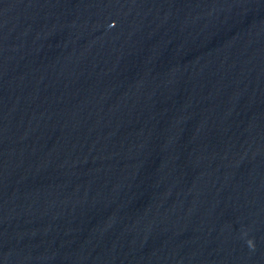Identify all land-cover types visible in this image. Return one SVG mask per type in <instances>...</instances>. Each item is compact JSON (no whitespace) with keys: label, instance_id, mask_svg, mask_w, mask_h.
<instances>
[{"label":"water","instance_id":"95a60500","mask_svg":"<svg viewBox=\"0 0 264 264\" xmlns=\"http://www.w3.org/2000/svg\"><path fill=\"white\" fill-rule=\"evenodd\" d=\"M0 264H264V0H0Z\"/></svg>","mask_w":264,"mask_h":264}]
</instances>
